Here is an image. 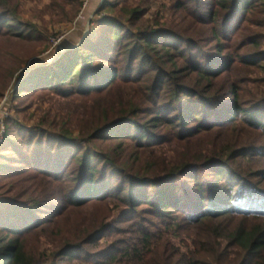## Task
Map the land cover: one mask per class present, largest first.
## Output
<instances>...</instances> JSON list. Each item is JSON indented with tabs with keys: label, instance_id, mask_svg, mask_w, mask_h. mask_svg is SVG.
Returning <instances> with one entry per match:
<instances>
[{
	"label": "trees",
	"instance_id": "16d2710c",
	"mask_svg": "<svg viewBox=\"0 0 264 264\" xmlns=\"http://www.w3.org/2000/svg\"><path fill=\"white\" fill-rule=\"evenodd\" d=\"M156 1L168 18L151 0H106L104 9L125 12L103 18L102 34L20 76L17 96H57L68 116L59 131L79 123L7 147L22 164L11 176L33 170L52 196L0 195V264H264V191L245 182L264 176L250 168L264 142L242 136L264 137V94L232 73L264 61V16L261 30L247 26L264 0ZM19 7L0 0V37H35ZM178 16L188 30L172 26ZM8 168L0 160V173ZM93 206L102 210L53 226Z\"/></svg>",
	"mask_w": 264,
	"mask_h": 264
},
{
	"label": "rangeland",
	"instance_id": "374dc122",
	"mask_svg": "<svg viewBox=\"0 0 264 264\" xmlns=\"http://www.w3.org/2000/svg\"><path fill=\"white\" fill-rule=\"evenodd\" d=\"M106 0H19L20 2V16L34 25V36L32 39L18 40L17 38L5 39L0 37V160L4 165L10 166L4 173H0V195H16L35 198L50 199L52 194L51 185L48 179L33 170L18 172L11 176V171L15 164L21 168V163L18 162V156L8 153V148L11 144L17 142L20 134L25 133L26 136H33L39 130L49 131L53 137H58L66 128H73L72 125L79 123L73 118L74 124L63 125V131H59V125L67 122L68 116L66 112H62L58 107L55 94L50 92H25L17 96L15 89L20 81V76L25 69L36 64H51L55 62L64 52L68 50H75L79 45L87 42L91 37L96 39L98 34H102L105 28L109 26L104 23L103 18L106 16H113L115 14L124 13L125 9L121 7L120 11H109L102 7ZM170 3L172 0H164ZM161 2V1H160ZM153 4V12L161 11V15L166 18L169 17L168 10H166L156 1L151 0ZM263 14L257 12L251 18L252 20L247 23L249 28L254 30H261L258 28L262 20ZM152 18V16H150ZM177 29L188 30L191 26L190 19L186 16H178L175 18L172 25ZM31 32V31H30ZM264 42V41H263ZM255 50L252 46H245L244 51ZM259 65L238 66L232 73L235 74L236 81L241 82L243 86L254 88L252 94L261 97L264 94V61ZM20 67V68H19ZM16 74L11 76L12 70H16ZM10 70V72H9ZM10 74V75H9ZM252 94L247 98L253 97ZM258 97V98H259ZM78 101V100H77ZM81 102V100H79ZM19 110V111H18ZM63 114V115H62ZM13 116L18 124L24 127L17 129L7 128L8 117ZM80 120V119H79ZM30 130H32L31 133ZM242 128L238 129V134ZM7 131L12 134L14 140H6ZM74 135L78 131L73 132ZM237 133V132H236ZM216 136H224L223 132H216ZM245 140L255 139L264 142V137L261 135L254 136V133H242ZM254 136V137H253ZM212 138L211 136L204 137L207 141ZM200 143H203L199 140ZM243 141V142H244ZM8 147V148H7ZM6 154V155H4ZM20 161V160H19ZM257 161V160H256ZM250 168L254 170L264 169V159L261 161L253 162ZM216 173L212 172L208 175L209 183L214 182ZM252 174V173H250ZM224 176V175H223ZM200 178H204L200 176ZM235 176L233 175V179ZM249 180L252 186L257 190L264 191V176L254 175L245 178ZM181 184H190L191 179H178ZM46 184H48L46 186ZM223 183H221L222 185ZM235 184V183H233ZM230 187L231 182L225 185ZM227 187V188H228ZM251 188H249L250 190ZM45 210L50 208V205L44 206ZM100 207H90L88 209H77L69 214H63L60 218L55 220L54 227L62 226L65 223L74 222L79 213L87 214L90 212L101 211ZM78 211V212H77ZM76 213V214H75ZM34 239V238H33Z\"/></svg>",
	"mask_w": 264,
	"mask_h": 264
}]
</instances>
